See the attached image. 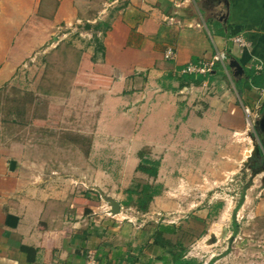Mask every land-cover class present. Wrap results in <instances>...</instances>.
<instances>
[{"label": "crops", "instance_id": "0c3cea01", "mask_svg": "<svg viewBox=\"0 0 264 264\" xmlns=\"http://www.w3.org/2000/svg\"><path fill=\"white\" fill-rule=\"evenodd\" d=\"M79 24L90 28L88 37L94 35L80 64L88 65L97 78L110 79L103 89L109 109L141 93L128 92L139 84L138 90H176L175 95L190 91L197 97L212 90L204 113L196 105L181 115L170 91L155 97L165 102L162 126L176 118L171 117L173 109L181 116L177 123L189 126L195 138L205 128L209 112L218 115L213 128L220 127L226 134L246 130L245 109L257 116L255 120L260 117L264 108V0H228V8L225 0H0V86L54 40L56 31L80 29ZM236 37H242L246 45L234 43ZM96 42L102 51L96 50ZM168 47L175 52L171 60L164 58ZM216 52L226 53L224 67L216 64L201 85L181 83L189 63L209 60ZM231 60L238 62L241 74L233 75ZM227 73L231 88L219 80ZM214 78L218 80L210 81ZM162 140L169 141L170 136L163 133ZM243 154L250 158V152ZM11 161H15L13 170ZM56 187L49 190L39 182H28L14 153L0 146V264H88L91 258L93 264L229 262L228 257L201 260L203 245L216 237L209 236L216 235L214 231L225 234L229 207L207 231L201 225L207 215L199 211H192L178 224L132 222L125 220L118 201L121 210L113 216L86 188ZM90 190L99 193L100 188ZM150 211L151 207L142 216L147 218Z\"/></svg>", "mask_w": 264, "mask_h": 264}, {"label": "rangeland", "instance_id": "374dc122", "mask_svg": "<svg viewBox=\"0 0 264 264\" xmlns=\"http://www.w3.org/2000/svg\"><path fill=\"white\" fill-rule=\"evenodd\" d=\"M77 26L56 31L54 40L0 86V146L14 153L27 181L49 190L65 189L66 184L75 191L86 188L104 207L105 198L120 202L125 220L132 222L178 224L199 211L207 215L201 225L208 231L229 207L227 233L208 239L201 260L228 257L226 264H264V175L254 166L253 151L257 116L252 113L248 120L244 110L246 130L226 134L213 128L218 115L209 112L195 138L189 126L177 123L181 116L173 109L171 117L176 118L162 126L165 102L155 97L170 91L181 115L196 105L204 113L212 90L197 97L190 91L138 90L139 84L128 92L141 93L109 109L103 89L110 79L97 78L80 64L94 35L88 37L87 25ZM219 78L232 87L229 73ZM163 133L169 141L162 140ZM154 136L159 137L151 141ZM140 153L160 161L156 179L134 172ZM138 183L159 189L147 218L134 207L135 196L126 205L127 190ZM94 187L99 193L90 190Z\"/></svg>", "mask_w": 264, "mask_h": 264}, {"label": "trees", "instance_id": "16d2710c", "mask_svg": "<svg viewBox=\"0 0 264 264\" xmlns=\"http://www.w3.org/2000/svg\"><path fill=\"white\" fill-rule=\"evenodd\" d=\"M103 26L104 31L108 29V26L105 24H98L97 27ZM96 50L102 51L101 46L96 42ZM211 74V73H210ZM208 74L207 76L198 75L197 77H193L190 75H182L181 76V83H185L186 85H201L203 82L207 80V78L210 76ZM182 83V84H183ZM140 161L135 169L136 172H140L149 178L156 179L158 176L159 171V160H152L150 158H145V155L143 153H140ZM128 195V201L126 205H130L132 201V197L135 196V204L134 207L140 211V212H146L148 210V207L153 200L155 196L159 194L158 188H153L152 185L148 183L144 184H136L134 187L127 190ZM181 256V255H180ZM177 262H182L180 259L176 260Z\"/></svg>", "mask_w": 264, "mask_h": 264}, {"label": "built area", "instance_id": "2783aa9c", "mask_svg": "<svg viewBox=\"0 0 264 264\" xmlns=\"http://www.w3.org/2000/svg\"><path fill=\"white\" fill-rule=\"evenodd\" d=\"M234 43L238 44L239 46H245L246 42L242 37H236L233 40ZM175 56V52L172 48L168 47L164 52V58L167 60L173 59ZM226 59V53L223 52H216L209 60L201 61L197 64L189 63L182 71L184 74L193 75V76H207L210 74L213 70V68L216 66V64H220L222 67H224V60ZM261 96L264 98V93L262 92ZM246 115L248 117V120H250L253 117L252 112H250L248 109H245ZM88 264H93L92 258L90 259V262Z\"/></svg>", "mask_w": 264, "mask_h": 264}, {"label": "water", "instance_id": "95a60500", "mask_svg": "<svg viewBox=\"0 0 264 264\" xmlns=\"http://www.w3.org/2000/svg\"><path fill=\"white\" fill-rule=\"evenodd\" d=\"M225 5H226V8H228V0H225ZM229 68L233 69L234 76H237L238 74L242 73V69L240 65L235 60H231L229 62ZM254 125H255V128L259 129L261 132H264V108L260 114V117L257 120H255ZM254 149H255V153L259 151L257 146H254ZM14 166H15V161H11L10 169L13 170ZM105 200L108 203L109 213L111 215L114 216L120 213L121 207L115 200L108 199V198L107 199L105 198Z\"/></svg>", "mask_w": 264, "mask_h": 264}, {"label": "flooded vegetation", "instance_id": "af4514ba", "mask_svg": "<svg viewBox=\"0 0 264 264\" xmlns=\"http://www.w3.org/2000/svg\"><path fill=\"white\" fill-rule=\"evenodd\" d=\"M256 131V132H255ZM255 138L257 139L256 143L258 145V152H254V161L255 167L258 170H264V132H261L256 128L255 130Z\"/></svg>", "mask_w": 264, "mask_h": 264}, {"label": "bare ground", "instance_id": "6f19581e", "mask_svg": "<svg viewBox=\"0 0 264 264\" xmlns=\"http://www.w3.org/2000/svg\"><path fill=\"white\" fill-rule=\"evenodd\" d=\"M224 232H225V234L227 233V232H226V229H224ZM214 233H215L216 235H210L209 238H211L212 236L219 237V232H218V231H214Z\"/></svg>", "mask_w": 264, "mask_h": 264}]
</instances>
